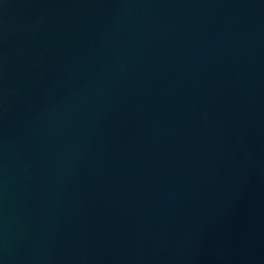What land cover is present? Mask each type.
<instances>
[{
	"label": "water",
	"instance_id": "95a60500",
	"mask_svg": "<svg viewBox=\"0 0 264 264\" xmlns=\"http://www.w3.org/2000/svg\"><path fill=\"white\" fill-rule=\"evenodd\" d=\"M0 264H264V0H0Z\"/></svg>",
	"mask_w": 264,
	"mask_h": 264
}]
</instances>
